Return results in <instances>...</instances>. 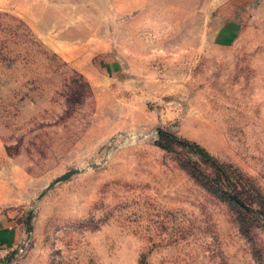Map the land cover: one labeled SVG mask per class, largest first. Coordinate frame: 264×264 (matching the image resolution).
Instances as JSON below:
<instances>
[{"label": "rangeland", "instance_id": "rangeland-1", "mask_svg": "<svg viewBox=\"0 0 264 264\" xmlns=\"http://www.w3.org/2000/svg\"><path fill=\"white\" fill-rule=\"evenodd\" d=\"M0 264H264V0H0Z\"/></svg>", "mask_w": 264, "mask_h": 264}, {"label": "trees", "instance_id": "trees-1", "mask_svg": "<svg viewBox=\"0 0 264 264\" xmlns=\"http://www.w3.org/2000/svg\"><path fill=\"white\" fill-rule=\"evenodd\" d=\"M76 75L79 78H82L84 80L83 76L79 75L78 73H76ZM84 82H85V80H84ZM79 86H80L81 92L77 91L76 89H73L71 87H68L69 93L67 94V100H66L67 105L70 104V103H73L76 100L77 97H83V94H82L83 91L85 89L87 90V88H89V84H87V82H85L83 85H79ZM160 135L163 136V137L166 136L165 132L163 130L160 131ZM196 147H197V149L199 151H201V153L205 154L209 158L211 157L210 154L205 149H203V148H201L199 146H196ZM230 198L235 200L239 205L245 207L244 204L239 199L235 198L234 196H230Z\"/></svg>", "mask_w": 264, "mask_h": 264}, {"label": "water", "instance_id": "water-1", "mask_svg": "<svg viewBox=\"0 0 264 264\" xmlns=\"http://www.w3.org/2000/svg\"><path fill=\"white\" fill-rule=\"evenodd\" d=\"M77 173H78V170H73V171H71V172H68V173L64 174L63 176H61L60 178H58L55 182H53V183L49 186L48 190L51 189V188H52L55 184H57L58 182L68 180L70 177H72L73 175H75V174H77ZM44 194H45V192L41 195V197L44 196Z\"/></svg>", "mask_w": 264, "mask_h": 264}]
</instances>
